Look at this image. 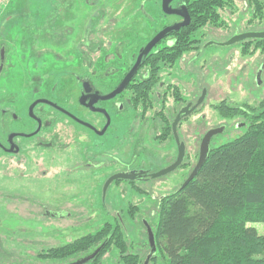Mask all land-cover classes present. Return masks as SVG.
Returning <instances> with one entry per match:
<instances>
[{"label": "rangeland", "instance_id": "rangeland-1", "mask_svg": "<svg viewBox=\"0 0 264 264\" xmlns=\"http://www.w3.org/2000/svg\"><path fill=\"white\" fill-rule=\"evenodd\" d=\"M232 4L233 7L220 11L225 27L200 30L197 39L203 46L201 52L185 55L174 70V79L184 85L183 93L188 102L196 103L207 90L201 107L180 128L179 133L184 135L182 139L187 148L188 166L184 171L169 174L161 180L141 182L134 187L125 181L112 187L103 201L102 190L95 185L100 182L101 175L95 177L90 171L73 176L77 172L73 168L76 163H82V152L89 143L86 135L76 138L81 134L76 133L73 123L58 116V125L49 129L46 137L48 140L49 133L57 132L60 141L46 147L40 153L43 156L34 157L45 160L44 180L27 181L31 169L25 170L23 183L28 184L13 188L8 164L5 159H0V264H73L85 256L65 263L43 256L50 249H59L83 236L97 234L107 224L114 226L118 216L125 223L131 251L143 256L146 263L151 252L146 224L156 226L161 199L178 189L196 167L207 132L225 127L222 134L212 139L211 147H217L241 137L246 130L247 115L225 114L219 110L222 102L250 113L264 106V52L258 49L252 53V45L245 54V42L218 45L240 34L264 32V21L250 22L252 10L245 0H233ZM174 6L179 7L180 2ZM180 21L177 16L164 14L162 0H9L0 17V54L5 49L6 56L0 75V98L5 99L15 92L17 99L29 97L30 101L41 96L65 101L71 93L70 96L74 94L75 97L72 73L89 71L88 64L77 61L75 55H83L87 42H94L90 48L95 60L92 70L97 69L96 55L99 56L98 66H101V59L107 62L109 57L111 70L121 66L118 59L122 61V57L129 65L132 52L138 46L144 45L164 27ZM100 42L103 44L98 45ZM115 49L122 54L116 57ZM125 50L128 52L124 55ZM174 105L176 113V103ZM169 144L165 145L166 152L160 150L159 156L169 153L171 146L176 156L175 143ZM16 175L20 176V172ZM55 176L59 181L56 186L61 185L62 200L75 197L74 202H67V207L56 209L62 211L60 221L52 216L45 217L47 209L35 207L38 201H46L52 196ZM15 184L20 186L21 183L15 181ZM68 185L73 186L72 192ZM14 191L28 197L31 203L18 204L17 208L11 197ZM135 208V217L132 218L130 211ZM254 227L264 234L263 224ZM160 256L156 248L147 264H161ZM154 259L156 262L152 263ZM101 264L124 263L119 252L112 247L101 259Z\"/></svg>", "mask_w": 264, "mask_h": 264}, {"label": "flooded vegetation", "instance_id": "flooded-vegetation-1", "mask_svg": "<svg viewBox=\"0 0 264 264\" xmlns=\"http://www.w3.org/2000/svg\"><path fill=\"white\" fill-rule=\"evenodd\" d=\"M179 2L180 6L175 8L174 4ZM245 2L252 10L249 2L246 0ZM171 6L174 9L187 8V1L175 0ZM177 17L181 18L180 22L164 27L144 45L138 46L139 48L132 52L130 58L132 62L129 65H127L126 58L123 61L122 57V61L118 59L121 66L109 70V57L106 59L107 62L101 59V66H98L99 56L96 55L97 69L92 70L95 60H93L94 54L90 48L94 42L89 41L92 45L87 42L85 45L87 50L83 52V55L80 57L75 55V59L80 63H87L89 69V71L72 73V92L75 93V97H73L74 94L72 97L70 96L71 89V94L65 101L42 96L32 101L29 97H23L20 100L15 97L16 92L4 99L2 96L5 93H1L3 95L0 98V159H5L8 164L7 169L13 188L24 187L28 184V182L23 183L25 170L31 169V173L26 176L27 181L38 182L45 179V160L43 157L36 159L34 157L40 156L46 147L54 146L55 142L60 141V135L57 132L49 133L48 140L46 137L49 129L58 125V116L73 123L76 133L82 135L76 138L86 135L85 138L89 143L82 152V163H76L73 168L77 171L73 176L90 171L95 173V177L101 175L100 182L95 185L101 188L103 201L112 187L120 186L126 181L114 180L105 192L107 182L114 176L125 173H144L135 181H126L133 187L141 182L164 178L153 179L152 175L167 169L178 158L179 144L176 141L173 123L183 109L189 104L194 106L197 103L187 101L183 93L184 85L174 79V70L181 61L173 68L163 64L157 65V61L162 57L161 52L167 47L174 46L176 34L183 28L163 38L148 54L142 57L135 72L132 73V70L140 55L160 32L183 22L182 17ZM101 42L98 45L103 44ZM127 52L125 50L124 55ZM121 54L120 50L115 49V56ZM163 74L165 75L163 76ZM127 78L129 80L126 82ZM123 85L124 88L118 95L111 99L106 98ZM21 92H24V95L27 94L24 89ZM179 96L183 98H177ZM45 100L51 104L41 102ZM174 103L177 107L176 113L174 112ZM189 117L190 115L183 117L177 125L179 142L185 145V157L180 167L173 173L184 171L185 166H188L186 142L182 139L184 135H180L179 132ZM131 138L133 139L131 140ZM173 142L176 145V156H174L172 146L169 153L159 156L160 150L166 152L167 146L165 145L169 143L172 145ZM153 163L157 166H154ZM18 172H20V176L16 175ZM57 180L58 178L55 176L53 180L55 188L51 192L52 196L46 201L44 199L38 201V205L35 207L47 209L48 212L47 210L44 212L45 217L52 216L60 221L63 218L62 211L56 209L67 207V202H74L75 197H70L67 201L62 200L61 185L56 186L59 183ZM15 181L21 183L20 186L16 185ZM68 186L72 192L73 186ZM11 197L13 203H17L15 204L17 208L18 204L29 205L31 203L28 197L18 195L15 191Z\"/></svg>", "mask_w": 264, "mask_h": 264}, {"label": "trees", "instance_id": "trees-1", "mask_svg": "<svg viewBox=\"0 0 264 264\" xmlns=\"http://www.w3.org/2000/svg\"><path fill=\"white\" fill-rule=\"evenodd\" d=\"M186 1L191 22L176 34L174 46L161 52L158 66L173 68L190 52H201L197 33L207 27H225L220 11L233 7V0ZM246 1L252 7L250 22L262 23V0ZM244 45L245 54L252 45V53L264 52V40H247ZM219 110L232 116L247 115L246 130L231 142L211 147L197 176L185 188H181L183 183L161 199L156 226H151L161 264H264V234L254 227L264 225V106L250 113L222 102ZM136 210L130 211L132 218ZM103 244L88 264H101L112 247L124 264H145L143 256L131 251L125 223L118 217L114 226L107 224L97 234L50 249L43 257L65 263Z\"/></svg>", "mask_w": 264, "mask_h": 264}, {"label": "water", "instance_id": "water-1", "mask_svg": "<svg viewBox=\"0 0 264 264\" xmlns=\"http://www.w3.org/2000/svg\"><path fill=\"white\" fill-rule=\"evenodd\" d=\"M174 1L175 0H162V10H163L164 14H166L168 16H180V17H182L183 22H181L180 24H178L176 26L169 27V28L163 30L162 32H160L152 40V42L146 47L145 51L140 55L137 64L135 65V67L132 70V73L135 72V70L138 68L142 57L145 54H148L163 38H165L170 33L174 32V31H179L181 28H184L190 24L191 17H190V14H189L187 8L183 7L182 9H174L171 6V4ZM247 40H264V32H259V33L251 32V33L240 34V35L233 37L230 41L223 43V44H218V45L219 46H232L234 44L245 42ZM210 44L214 45L215 43H210ZM5 59H6L5 49H2L1 54H0V75L4 69V66H5ZM128 80H129V78H127L126 82ZM123 88H124V85L122 87H120L118 90H116L114 93H112L109 97H106V98L107 99L108 98L109 99L114 98L116 95H118L123 90ZM206 94H207V90H204L202 96L200 97V99L197 101V103L194 106L192 104H189L185 109H183L178 114L177 118L175 119V121L173 123V129H174L176 141L179 144L178 158L174 162V164L171 165L170 167H168L167 169L162 170L161 172H158L156 174H153L152 175L153 179L165 177L169 174H172L182 164L183 158L185 157V145L180 144V142H179V138L177 135V125L183 117H187V116L191 115L195 110L198 109V107H200L203 104V102L205 101V98H206ZM41 102L51 104L47 100L41 101ZM54 106L56 108H59L56 105H54ZM31 113H32V110H31ZM224 130H225V127H221L219 129H213L211 131H208L207 134L204 136L202 143H201V147H200V154H199V159H198L197 165L194 168V170L192 171V173L190 174V176L187 178V180L182 185V187H181L182 189L185 188L197 176V174L199 173V171L202 169L205 162L207 161L209 154H210L211 142H212L213 137L216 135L222 134L224 132ZM143 174L144 173H140V174L125 173V174H120V175L114 176V177L110 178V180L107 182L106 187H105V192H106L108 186L114 180L120 179V180H126V181H135L137 178H140L141 175H143ZM146 228H147V232H148V238H149V244L151 247V252H150V255H149L145 264H147L149 259L153 256V254L156 253V244H155V237H154L153 230L148 224H146ZM104 246H105L104 244L101 245L94 252H92L89 255H86L85 257L81 258L79 261H77L73 264H87V263H89L90 261L94 260L100 254V252L102 251Z\"/></svg>", "mask_w": 264, "mask_h": 264}, {"label": "built area", "instance_id": "built-area-1", "mask_svg": "<svg viewBox=\"0 0 264 264\" xmlns=\"http://www.w3.org/2000/svg\"><path fill=\"white\" fill-rule=\"evenodd\" d=\"M9 0H0V17L4 13L5 8L8 6Z\"/></svg>", "mask_w": 264, "mask_h": 264}]
</instances>
